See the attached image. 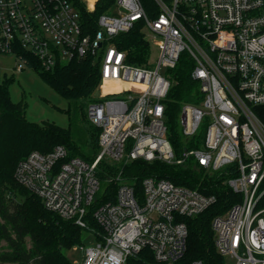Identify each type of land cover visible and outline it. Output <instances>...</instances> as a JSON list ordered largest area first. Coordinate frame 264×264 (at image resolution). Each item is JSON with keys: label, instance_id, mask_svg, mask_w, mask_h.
<instances>
[{"label": "built area", "instance_id": "obj_1", "mask_svg": "<svg viewBox=\"0 0 264 264\" xmlns=\"http://www.w3.org/2000/svg\"><path fill=\"white\" fill-rule=\"evenodd\" d=\"M81 2L93 12L99 0ZM137 25L148 44L140 65L115 41ZM96 26L85 29L71 0H0V55H13L17 71L32 59L47 72L90 57L102 85L87 106L99 131L94 159L68 158L62 146L33 151L18 162L17 182L94 237L74 248L81 264H184L182 218L213 206L215 194L156 176L145 177L138 193L117 172L106 180L116 186L106 200L96 172L102 161L189 163L236 196L211 221L217 252L231 264H264V0H115ZM182 61L196 93L181 105L182 143L174 148L164 101Z\"/></svg>", "mask_w": 264, "mask_h": 264}, {"label": "trees", "instance_id": "obj_2", "mask_svg": "<svg viewBox=\"0 0 264 264\" xmlns=\"http://www.w3.org/2000/svg\"><path fill=\"white\" fill-rule=\"evenodd\" d=\"M71 1L79 9L83 25L90 33L97 29V17L115 2L99 0L95 10L88 12L81 0ZM115 41L121 49L130 51L132 64L143 63L148 53V44L143 39L139 25L116 37ZM29 64L68 103L77 105L83 101H96L94 94L101 79L95 59L89 57L60 62L47 72L34 59ZM189 73L190 66L184 61L179 63L173 70V83L164 101L168 138L174 148L182 143L178 124L181 105L194 103L196 84ZM8 83V80H2L0 76V243H5L4 247H0V264H73L65 252L82 244L84 230L73 221L64 220L46 210L36 195L17 182L14 173L18 162L31 152L46 154L57 146L66 149L68 158L79 157L92 161L99 149V131L91 125L93 133L89 135L88 143L83 130L76 127L74 119H70L67 129L50 123L38 126L28 122L22 104L12 102ZM86 143L89 145L88 153L85 152ZM117 172H120L122 180L134 185L138 193L141 192V181L147 176L166 178L177 185L203 193H214L217 200L213 206L197 216L182 218L188 232L181 260L184 264L192 261L226 264L227 259L215 248L211 221L216 214L231 206L236 196L221 186L218 179L204 177L202 170L192 169L189 163L172 166L136 160L116 168L102 161L96 174L102 186L100 195L106 200L113 199L116 190L115 183L106 180ZM216 184L220 186L216 187ZM89 225L97 227L93 219H89ZM145 257L151 260L149 255Z\"/></svg>", "mask_w": 264, "mask_h": 264}, {"label": "rangeland", "instance_id": "obj_3", "mask_svg": "<svg viewBox=\"0 0 264 264\" xmlns=\"http://www.w3.org/2000/svg\"><path fill=\"white\" fill-rule=\"evenodd\" d=\"M16 65L17 61L13 55H0L1 79L8 80L10 98L12 102L22 104L25 119L38 126L50 123L63 129H67L70 119H74L76 127L83 130L89 143V135L93 133L87 118V106L90 101H83L77 105L70 104L50 87L35 69L26 66L23 70L17 71ZM101 88L100 83L95 93ZM88 143L85 144L86 153H88ZM94 242L95 239L90 232H84L82 244L90 246ZM27 244L29 246L28 239ZM4 246L5 243L1 242L0 247ZM74 248L66 251L65 254L73 264H81L83 252ZM226 264H231L229 259L226 260Z\"/></svg>", "mask_w": 264, "mask_h": 264}, {"label": "water", "instance_id": "obj_4", "mask_svg": "<svg viewBox=\"0 0 264 264\" xmlns=\"http://www.w3.org/2000/svg\"><path fill=\"white\" fill-rule=\"evenodd\" d=\"M95 95H97V93H95Z\"/></svg>", "mask_w": 264, "mask_h": 264}]
</instances>
